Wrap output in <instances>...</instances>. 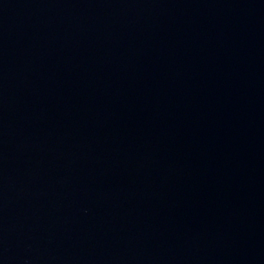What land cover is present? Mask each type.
<instances>
[{
	"label": "water",
	"instance_id": "obj_1",
	"mask_svg": "<svg viewBox=\"0 0 264 264\" xmlns=\"http://www.w3.org/2000/svg\"><path fill=\"white\" fill-rule=\"evenodd\" d=\"M0 264H264V0H0Z\"/></svg>",
	"mask_w": 264,
	"mask_h": 264
}]
</instances>
